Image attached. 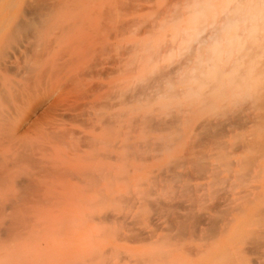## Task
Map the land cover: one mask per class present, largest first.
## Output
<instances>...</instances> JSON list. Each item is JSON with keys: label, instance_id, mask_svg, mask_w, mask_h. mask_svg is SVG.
Returning a JSON list of instances; mask_svg holds the SVG:
<instances>
[{"label": "rangeland", "instance_id": "374dc122", "mask_svg": "<svg viewBox=\"0 0 264 264\" xmlns=\"http://www.w3.org/2000/svg\"><path fill=\"white\" fill-rule=\"evenodd\" d=\"M197 1L228 4L97 0L78 15L102 13L100 40L73 18L48 29L79 58L58 106L0 129V264H264V53L254 80H205Z\"/></svg>", "mask_w": 264, "mask_h": 264}, {"label": "bare ground", "instance_id": "6f19581e", "mask_svg": "<svg viewBox=\"0 0 264 264\" xmlns=\"http://www.w3.org/2000/svg\"><path fill=\"white\" fill-rule=\"evenodd\" d=\"M238 1L241 2V0ZM96 2L97 0H0V67L1 65L5 66L4 71H0V119L2 120H0L2 122L0 129L11 140L15 139L18 130L16 128L10 130L5 124L9 123L13 115L24 107L29 110L28 114H30L44 101L48 104L47 110H52L58 106L72 75L73 71L71 70L79 58L74 60L73 56H69V52L66 51L68 54L67 57L65 55V60L62 56L63 52V55L66 54L63 50L64 47L62 48L63 52L58 49L61 52H57L58 55L54 50V53L51 52L50 47H54L52 43L54 41L56 43V39L58 40L59 37L54 36L50 30L63 22L64 19L73 18L74 23L79 21L77 24H73L75 27L80 24L78 25L80 28L81 24L85 23L87 26L84 28L88 27V29L82 31H87L86 34L89 38L93 34L95 37L99 35L96 39L94 36L91 38L95 42L100 40L101 29L99 26L96 28L94 23L99 24L97 19H101L102 13L97 14L99 13L97 11L91 15L83 12L80 16L78 15L82 13V11L79 13L80 8L81 10L88 8L89 5L92 3L94 5ZM229 2L228 0V4L219 6L216 15L211 14L210 8L203 7L198 1L194 2L193 8L191 7L194 13L189 23L194 24L195 28L199 27L200 32L209 23L211 29L209 31L210 37H208L212 39L207 47L208 50L200 54L194 61V67L205 71L202 73L207 81L220 82L225 76L229 77L230 80L241 77L233 81L234 84L239 85L251 79L252 73V76H255L256 70L254 71V69L257 68L255 64L259 63L255 62L254 64L253 60L264 53V0H245L243 5H235L233 2ZM210 7L214 8V5L211 4ZM77 8L78 13H75ZM72 14H76V20ZM68 16L69 18H67ZM88 22H93L94 27L92 28V24H88ZM52 23L54 27L50 26ZM100 24L102 25V23ZM94 29L97 30L94 32ZM97 31L100 34L96 33ZM80 33L75 34L80 36ZM20 34L25 37L24 41L19 45L9 46L10 42ZM73 34H70L71 36L64 34L61 37L65 47H68L67 44L73 40L72 37L75 36V34L72 36ZM78 35H76L77 38ZM17 54L24 57L23 68L20 69V72L16 71L19 72L17 73L19 78L16 80L9 76L13 79L11 80L8 77V71L11 70V67L7 66ZM59 54L63 58L61 59L65 60L64 62L60 59ZM58 58L61 60V64L58 63ZM250 83L252 84V81ZM42 96L45 98H41Z\"/></svg>", "mask_w": 264, "mask_h": 264}]
</instances>
